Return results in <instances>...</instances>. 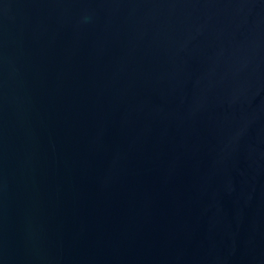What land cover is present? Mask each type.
<instances>
[{
  "label": "water",
  "instance_id": "water-1",
  "mask_svg": "<svg viewBox=\"0 0 264 264\" xmlns=\"http://www.w3.org/2000/svg\"><path fill=\"white\" fill-rule=\"evenodd\" d=\"M0 264H264V0H0Z\"/></svg>",
  "mask_w": 264,
  "mask_h": 264
}]
</instances>
